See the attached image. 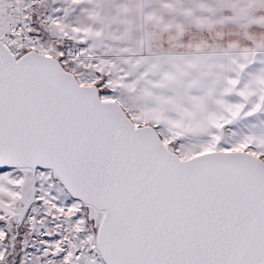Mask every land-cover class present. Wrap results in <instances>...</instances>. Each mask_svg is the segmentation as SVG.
Wrapping results in <instances>:
<instances>
[{
	"label": "snow or ice",
	"instance_id": "6c2138e0",
	"mask_svg": "<svg viewBox=\"0 0 264 264\" xmlns=\"http://www.w3.org/2000/svg\"><path fill=\"white\" fill-rule=\"evenodd\" d=\"M92 13L0 0V264H264V41L117 59Z\"/></svg>",
	"mask_w": 264,
	"mask_h": 264
},
{
	"label": "crops",
	"instance_id": "0c3cea01",
	"mask_svg": "<svg viewBox=\"0 0 264 264\" xmlns=\"http://www.w3.org/2000/svg\"><path fill=\"white\" fill-rule=\"evenodd\" d=\"M244 2L231 0L227 5L219 0L218 12L211 16L206 11L203 19L207 23L203 30L199 26L198 31L193 25L148 24L151 15L144 8L143 2L135 6L131 0H82L85 8L93 9L96 26L112 44L108 51L113 52L117 59L121 49L134 57L187 52L186 42L200 40L204 36H211L215 46V34L221 32L237 36L245 44L250 39L264 41V28L250 26L248 23L251 17L258 14V9H264V0H251L242 13L241 4ZM78 17L85 19L79 10ZM224 18H230V22Z\"/></svg>",
	"mask_w": 264,
	"mask_h": 264
},
{
	"label": "rangeland",
	"instance_id": "374dc122",
	"mask_svg": "<svg viewBox=\"0 0 264 264\" xmlns=\"http://www.w3.org/2000/svg\"><path fill=\"white\" fill-rule=\"evenodd\" d=\"M222 1L229 5L231 0ZM142 2L152 18L148 20V24L193 25L196 30L201 26L197 22L203 18L206 11L213 16L219 10V0H170L167 6L164 0H131L135 6ZM75 16H78V11Z\"/></svg>",
	"mask_w": 264,
	"mask_h": 264
}]
</instances>
